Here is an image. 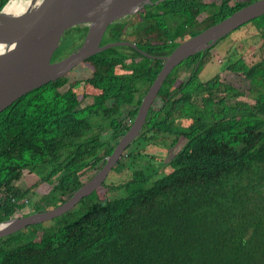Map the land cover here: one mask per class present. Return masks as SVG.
Segmentation results:
<instances>
[{
	"label": "trees",
	"instance_id": "trees-1",
	"mask_svg": "<svg viewBox=\"0 0 264 264\" xmlns=\"http://www.w3.org/2000/svg\"><path fill=\"white\" fill-rule=\"evenodd\" d=\"M0 1L1 8L9 0ZM251 1L165 0L162 6L191 19L217 5L204 29ZM146 14L128 16L122 29L133 31L137 17L146 20L139 23L143 30L150 29ZM255 20L262 32L259 60L249 65L239 57L224 66L247 88L219 74L197 79L210 49L186 58L163 81L159 94H172L150 109L141 133L102 183L103 196L97 189L61 216L0 237V264H264V14ZM120 35L112 39H124ZM171 36L136 33L153 55L169 49L158 50L165 46L152 40ZM61 47L53 59L66 52ZM160 62L132 47L109 48L85 61L87 77L58 78L1 111L0 221L26 213L29 204L32 211L54 207L90 178L128 129L141 102L133 93L138 85L144 93ZM79 83L81 96L74 89ZM247 95L252 102L242 99ZM183 120L190 121L185 130L176 125ZM179 138L181 147L164 164L169 170L158 177L159 169L146 173L144 159L156 157L147 146L168 147ZM123 170L132 174L118 184ZM27 174L41 181L31 196V186L17 184ZM111 192L116 196L109 198Z\"/></svg>",
	"mask_w": 264,
	"mask_h": 264
},
{
	"label": "water",
	"instance_id": "water-1",
	"mask_svg": "<svg viewBox=\"0 0 264 264\" xmlns=\"http://www.w3.org/2000/svg\"><path fill=\"white\" fill-rule=\"evenodd\" d=\"M0 8V112L18 98L64 77L90 56L115 46H131L162 65L148 86L135 117L99 169L62 203L0 221V237L14 234L61 216L97 190L128 145L148 121L153 98L168 74L183 60L204 52L240 25L264 14V0H253L199 32L184 37L168 54L153 55L131 40L104 43L109 25L137 14L152 0H13ZM86 25L83 42L53 59L67 34Z\"/></svg>",
	"mask_w": 264,
	"mask_h": 264
},
{
	"label": "rangeland",
	"instance_id": "rangeland-1",
	"mask_svg": "<svg viewBox=\"0 0 264 264\" xmlns=\"http://www.w3.org/2000/svg\"><path fill=\"white\" fill-rule=\"evenodd\" d=\"M257 23H258L257 20H255L254 23H250V24L247 23L248 25L246 24L242 28L240 27L241 29L238 28L237 30L232 31L225 38L222 37L213 46L208 48L210 49L209 52H211V60L207 64L200 65L197 67V79L203 82V81L209 80L215 74H219V76L222 79L228 82H232L237 87L247 88L248 83L242 76H238L224 69V66L227 63L232 62L239 57L243 58V60L249 65L259 60L260 58V51H259L260 48L259 47L261 45L262 39L259 37V33H255V31H257L258 29L256 26ZM69 37L62 43L61 49H65V51L68 50L69 42H71V40H68ZM69 47L71 48V44ZM85 64L86 63L79 65L76 69H74L72 72L67 74L69 81L72 82L75 79H83L89 75V71H90L89 66L87 67ZM175 69L173 71L174 73L176 72L178 68L176 70ZM62 89L63 88H60V90ZM74 89L75 91L78 92L80 96L82 95L83 86L81 85V83H79ZM242 99L252 102V99L248 95L243 96ZM158 105L159 103L157 104V106ZM189 122H190L189 120H183V121L176 122V125L180 129L185 130ZM183 140L184 139L179 138V140L177 141L175 145H169L168 147L161 146V145L147 146V148L150 149V153L156 157H154L153 159L149 157L144 159V162H146L144 166V168L146 169L145 172L151 173L153 172V170L159 169L158 172L156 173V177L162 175L164 171L167 172L169 170V167L165 166L164 164L167 163V161H169V159L174 155V153L181 147ZM100 165H102V161L98 164V167ZM160 166H164V167L160 169L158 168ZM39 170L40 172H45V170H41V169ZM128 173L132 174V171L123 170L121 174H118L117 176L118 179L116 180V182L120 184L123 180L127 178ZM112 174H113L112 172L109 174V176L107 177V180H109L112 177ZM133 174L136 175L135 172H133ZM29 175L27 174L26 177L21 178V180L18 181L17 184L20 185V187L22 188L31 186L32 190L29 193V195L31 196L34 190H39L41 188L39 185L41 181L35 175L33 174L32 175L29 174ZM104 192H105V189L100 186L97 190V193H98L97 195L99 197L103 196ZM115 196H116V193L114 192H111L108 194L109 198H113ZM26 207L24 208L26 214L31 212L33 209L30 206V204Z\"/></svg>",
	"mask_w": 264,
	"mask_h": 264
},
{
	"label": "flooded vegetation",
	"instance_id": "flooded-vegetation-1",
	"mask_svg": "<svg viewBox=\"0 0 264 264\" xmlns=\"http://www.w3.org/2000/svg\"><path fill=\"white\" fill-rule=\"evenodd\" d=\"M11 1H13V0H9L5 4L10 3ZM163 1H165V0H152V3L151 4H148V5H150L148 8H145L146 7L145 6L142 9L144 11V14L146 12H149V14H146V16L148 17V19L150 21V24H149V28L150 29L143 30L144 28L139 25V23L146 21V20L142 21V18L141 17H137L136 20L133 21V24L136 27L133 31L130 30V29H125V28L122 29L123 27L127 26V23L130 22L129 20H131V18H128V16L121 17L119 19L114 20L109 25V27H108V29H107V31L105 33L103 42L104 43H109V42L117 41V40L112 39L116 35V33H121L122 34L120 36L122 38H124V39H120V40H131V41H134V42H137V43H139V39L136 37V33H169L172 36L170 38H167L166 39L167 41H164V40H161V39L159 40L158 39V41L152 40L151 43L160 42V45H163L165 47H162V48L160 47V49H158V50L169 49V52H170L181 40L184 39V37L190 35L189 33H197L200 30H202V29H199V28L201 27L203 21L209 19V17L212 14H214V13H216L218 11L217 10V7H216L217 5H209L205 9H203L202 12H200L199 14H197L196 17H193L191 19L190 18L188 19V18H184V15H182V16L176 15V14L172 13L168 8H164L162 6L163 5ZM142 10H140V11H142ZM255 19H252V20H250V21H248V22L240 25L239 27H237L236 29H234L232 31H235V30H237L240 27L242 28L247 23L248 24L254 23ZM111 25L119 26V27H121V29L109 30V28L111 27ZM79 26H81V25H79ZM79 26H77V27H79ZM83 26H85L86 27V30H87V26L86 25H83ZM142 26H145V25H142ZM77 27L73 28L67 34V36L69 37V35L72 33L70 35V37H69L70 40H71V42H69V46L71 44V48L68 46V50L66 52H63V54L59 58H62L63 56L67 55L70 51H72L73 49H75L76 47H78L83 42V39H84L85 34H86V30L84 31V33H82L81 31H76V28ZM129 33H134V34H132V35L130 34L129 35ZM255 33H262V32L259 31V30H257V31H255ZM67 36L64 39V41L68 38ZM165 43H166V45H164ZM61 46H62V44L60 45V47ZM115 47H118V46H115ZM127 47H130L131 48V46H127ZM111 48H113V47H111ZM132 48L135 49L134 47H132ZM126 52H129V51H126ZM161 52H162V54H160V55H166V54H168V53L165 54L164 53L165 51H163V50ZM59 58H57V59H59ZM84 63H82V64H84ZM85 65L88 67V63L85 64ZM161 65H162V61L160 62V67H161ZM177 66L175 68H177ZM116 67H117L116 69H121V67L119 65H117ZM116 72L117 73H123L122 70H119V71H116ZM89 73H90V71H89ZM178 73L180 74V72H178ZM180 75H181V77L179 78V80H182L183 79L182 77H183L184 73H182ZM66 76H64V77H66ZM81 85L83 86V83H81ZM162 85H163V83H162ZM162 85H161V87H162ZM161 87H160V89H161ZM83 88H84V86H83ZM140 88H141V85H138V90H135V92L133 93V96H132L133 97V101L134 100H137V99H140V101L142 100V98H143V96H144L147 88L144 91V93H142V94H141V89ZM160 89H159V91H160ZM159 91L155 95V97L153 98V102H152L151 108H154L157 105L156 103H158V102L167 101L169 99V96L172 94V93H170L168 96H165L164 94H159ZM134 117H135V115H134ZM134 117H133V119H134ZM133 119L130 120L129 126L132 123Z\"/></svg>",
	"mask_w": 264,
	"mask_h": 264
},
{
	"label": "built area",
	"instance_id": "built-area-1",
	"mask_svg": "<svg viewBox=\"0 0 264 264\" xmlns=\"http://www.w3.org/2000/svg\"><path fill=\"white\" fill-rule=\"evenodd\" d=\"M21 202H24L25 204H27V199H22Z\"/></svg>",
	"mask_w": 264,
	"mask_h": 264
},
{
	"label": "bare ground",
	"instance_id": "bare-ground-1",
	"mask_svg": "<svg viewBox=\"0 0 264 264\" xmlns=\"http://www.w3.org/2000/svg\"><path fill=\"white\" fill-rule=\"evenodd\" d=\"M13 2L11 1L10 3H8V6L10 5V4H12Z\"/></svg>",
	"mask_w": 264,
	"mask_h": 264
}]
</instances>
